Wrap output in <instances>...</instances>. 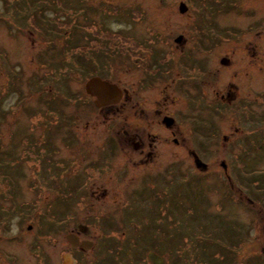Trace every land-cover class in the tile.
<instances>
[{
    "label": "rangeland",
    "instance_id": "374dc122",
    "mask_svg": "<svg viewBox=\"0 0 264 264\" xmlns=\"http://www.w3.org/2000/svg\"><path fill=\"white\" fill-rule=\"evenodd\" d=\"M94 75L129 101L66 103ZM183 111L204 166L162 122ZM152 252L264 264V0H0V264Z\"/></svg>",
    "mask_w": 264,
    "mask_h": 264
},
{
    "label": "flooded vegetation",
    "instance_id": "af4514ba",
    "mask_svg": "<svg viewBox=\"0 0 264 264\" xmlns=\"http://www.w3.org/2000/svg\"><path fill=\"white\" fill-rule=\"evenodd\" d=\"M180 37V38H179ZM182 38H183V36L182 35H179L178 37H177V40L178 41H182ZM183 66L181 65V67L180 68H182ZM160 68H157V69H154V71L152 72V75L155 73V74H157L158 72V70H159ZM150 70V69H149ZM179 70V69H178ZM172 78V77H171ZM173 78H175V77H173ZM197 78H202V76H199V77H197ZM117 83V82H116ZM200 83H201V81H200ZM119 85V84H118ZM120 86V85H119ZM121 88H122V90H123V97H122V99L120 100V102H118V103H116V104H109V105H105V106H103V107H98L97 105H96V103H95V100H96V98L95 97H93V96H91L90 94H88L87 92V94L89 95V96H91V98H93L94 99V105L99 109V108H105V107H109V106H112V105H117V104H122V105H124V104H126L128 101H129V98H128V92H127V90H126V88L125 87H122V86H120ZM194 89H197V85H196V88H194ZM85 90H86V88H85ZM230 90H231V88H229V92H230ZM181 91L187 96V97H185V100H187L188 101V97H190V100H191V102H193V103H197L198 101H200L202 98H199V95H200V93L199 92H195L194 94H191V91L189 92L188 90H186L185 88H181ZM227 94H230V93H227ZM193 96H196L197 98L194 100V101H192V97ZM223 97H224V95H223ZM182 98H184V96H182ZM186 101V102H187ZM189 102V101H188ZM187 102V103H188ZM191 102H189V103H191ZM157 110V109H156ZM155 110V111H156ZM186 109L184 108V111H185ZM184 111H183V113H179V114H174V115H172V114H164L163 115V117H162V122L165 124V126L168 128V130L170 131V133H171V138H172V141L175 143V145H177V146H180V147H184L185 149H187L188 150V152H190V153H193L194 154V156H195V163H196V165H200V166H204L205 165V163H203L201 160H200V158H199V153L197 152V150H196V148L198 149V148H200L201 149V151H202V149H204L203 147L204 146H206V142L204 141V133L203 132H200V131H202V129L201 130H199L198 128H197V130L199 131V133H200V139L196 142V138L198 137V136H195V140H194V138H192V136L191 135H185V136H182V139H180L179 137H177L178 136V134L179 133H181V124H180V120H179V117L181 116V117H184ZM158 115H161V113H158ZM169 119H172V122L171 123H169ZM186 119H191V116H188V118H186ZM179 121V122H178ZM194 132V131H193ZM74 234H76V233H74ZM77 235V234H76ZM78 237H79V240H80V242H82V241H84V240H90V239H86V238H81L79 235H78ZM92 241V240H91ZM72 246V245H71ZM72 249L74 250V251H82V250H88V249H86V248H84V247H81V246H79V247H77V248H75L74 246H72ZM71 253V252H70ZM71 256L73 257V259L75 258L74 256V253H71Z\"/></svg>",
    "mask_w": 264,
    "mask_h": 264
},
{
    "label": "water",
    "instance_id": "95a60500",
    "mask_svg": "<svg viewBox=\"0 0 264 264\" xmlns=\"http://www.w3.org/2000/svg\"><path fill=\"white\" fill-rule=\"evenodd\" d=\"M180 9L181 11H185L187 9V5L184 1L180 3ZM85 88L88 94L96 98L95 103L98 107H103L109 104H116L120 102V100L123 97V90L117 83L102 78L101 76L98 75L89 78L88 81L86 82ZM171 122L172 119H169V123ZM67 240L75 248L81 246L86 249H90L94 245V242L91 240H84L80 242L78 235L74 233H69L67 235ZM151 257H152L151 262L153 264H161L159 262L167 263L166 259L162 256H159L157 253L152 252ZM67 264H70V260L67 261Z\"/></svg>",
    "mask_w": 264,
    "mask_h": 264
},
{
    "label": "trees",
    "instance_id": "16d2710c",
    "mask_svg": "<svg viewBox=\"0 0 264 264\" xmlns=\"http://www.w3.org/2000/svg\"><path fill=\"white\" fill-rule=\"evenodd\" d=\"M111 36L112 37H117V35L116 34H113V33H111ZM121 40H123V38L121 37ZM124 40H125V42H127L128 40L126 39V38H124ZM86 91V90H85ZM78 95H80V96H78ZM89 95L86 93V92H84V91H80L79 93H72L71 94V96H70V98L66 101V103L69 101V100H71V102L72 103H74L73 101L75 100V99H78L79 101H86L85 99L84 100H82V97H84V98H86V97H88ZM52 102H54V100H52ZM254 202V201H253ZM44 214H47V215H50V214H52V211L50 210V209H47V210H45V213ZM55 216V215H54ZM226 257V256H225ZM225 257L223 256V257H221V260L220 259H218V258H214L213 259V261H211V264H229V263H227V259H225ZM153 264V263H152Z\"/></svg>",
    "mask_w": 264,
    "mask_h": 264
}]
</instances>
